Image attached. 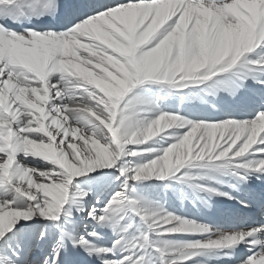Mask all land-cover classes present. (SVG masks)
Returning <instances> with one entry per match:
<instances>
[{
	"label": "snow or ice",
	"instance_id": "obj_1",
	"mask_svg": "<svg viewBox=\"0 0 264 264\" xmlns=\"http://www.w3.org/2000/svg\"><path fill=\"white\" fill-rule=\"evenodd\" d=\"M0 264H264V0H0Z\"/></svg>",
	"mask_w": 264,
	"mask_h": 264
},
{
	"label": "bare ground",
	"instance_id": "obj_2",
	"mask_svg": "<svg viewBox=\"0 0 264 264\" xmlns=\"http://www.w3.org/2000/svg\"><path fill=\"white\" fill-rule=\"evenodd\" d=\"M35 166H36V167H41V166H43V165H42L41 162H35Z\"/></svg>",
	"mask_w": 264,
	"mask_h": 264
}]
</instances>
